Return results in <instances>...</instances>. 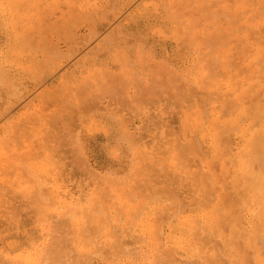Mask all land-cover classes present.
<instances>
[{
  "label": "rangeland",
  "instance_id": "1",
  "mask_svg": "<svg viewBox=\"0 0 264 264\" xmlns=\"http://www.w3.org/2000/svg\"><path fill=\"white\" fill-rule=\"evenodd\" d=\"M37 1L23 20L0 0V257L264 264V204L237 177L264 120V0Z\"/></svg>",
  "mask_w": 264,
  "mask_h": 264
},
{
  "label": "bare ground",
  "instance_id": "2",
  "mask_svg": "<svg viewBox=\"0 0 264 264\" xmlns=\"http://www.w3.org/2000/svg\"><path fill=\"white\" fill-rule=\"evenodd\" d=\"M18 2H22V3L28 2L29 4V6L26 7L28 11L25 12L24 14H21L23 20H26L27 17L29 16V13L35 11L38 7L37 0H9V5L13 9H16L19 6ZM101 19H102L101 17L95 16L93 17V20H91V25L94 27V33L99 31L100 24H102V21L100 22ZM8 78L9 77L6 75L5 71L3 70L0 64V82L4 80H8ZM223 104H225V102H223ZM191 110L192 112L190 113V119L193 121V123L198 120L199 116L200 117L203 116V113L196 108V104H193L191 106ZM242 138H243V149L241 155L239 156L237 177L240 181L243 182L247 191L250 193L248 198H257V196H259V199H261L259 203L263 205L264 204V120L259 125L244 130L242 132ZM45 153H46L45 150H43L41 154H45ZM254 164H259L261 166L260 172L258 171L255 172L253 170ZM164 180L165 183L163 186V191L164 192L169 191V193L172 191V188L174 186L176 185L178 186L182 182V179L180 177L173 175L165 176ZM205 195L207 194L205 193ZM205 200H206V196L203 197L202 202H204ZM220 211L221 212L225 211V209L221 207L220 210V208L214 206L209 212L205 213L204 217L209 228L212 226L211 228L214 229L215 227L218 226L220 221L218 212ZM259 216L261 217L262 213H260ZM75 223L77 224L78 230L86 229V227L84 226V222L83 224L80 221H77ZM192 223L195 225L197 224V222L195 221L192 222L191 220H186L184 226L185 227L191 226ZM157 226L158 225H152L151 231L152 232L156 231ZM190 230L191 231L188 233L189 236H191V234L194 233V231L192 230V226L190 227ZM255 231L253 230L248 234L247 236L248 242L245 244H249L251 240L254 239L253 236L256 235ZM57 251L56 252L52 251L48 255L50 256V264H76L78 261H82L83 259L82 255H79L75 250L73 251V253H69L62 248L63 254H61L59 251H58L60 253L59 256H55L52 254L55 252V254L57 255ZM170 251H172V249L168 250V252ZM0 258H1L0 263L2 264H4V262L7 260V258H5L2 255ZM43 259L44 258H42L39 261L42 263ZM26 261L28 262L29 259H26ZM6 264H19V262L7 260ZM45 264H47V259Z\"/></svg>",
  "mask_w": 264,
  "mask_h": 264
}]
</instances>
